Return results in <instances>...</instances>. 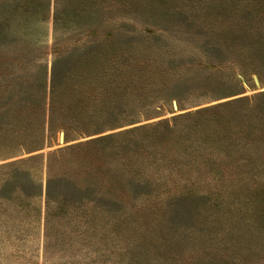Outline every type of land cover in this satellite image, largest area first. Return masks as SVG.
I'll return each mask as SVG.
<instances>
[{"label": "rangeland", "instance_id": "374dc122", "mask_svg": "<svg viewBox=\"0 0 264 264\" xmlns=\"http://www.w3.org/2000/svg\"><path fill=\"white\" fill-rule=\"evenodd\" d=\"M9 1L0 264H264V168L219 163L259 142L128 132L264 93V0H111L58 54L52 14L38 35Z\"/></svg>", "mask_w": 264, "mask_h": 264}, {"label": "trees", "instance_id": "16d2710c", "mask_svg": "<svg viewBox=\"0 0 264 264\" xmlns=\"http://www.w3.org/2000/svg\"><path fill=\"white\" fill-rule=\"evenodd\" d=\"M111 0H54L53 11L51 13V2L52 0H12L9 2H4L5 4H10L14 10L19 12L23 16V22H33L35 31L38 35L39 28L36 27V23L47 24L50 21L52 14V23H53V47L54 53L58 52H73L74 47L68 46L67 41L70 38H73L76 35L74 29L69 28L70 24H78L80 20H83L84 17H91L93 8H101L102 15L107 13L109 4ZM27 5V6H26ZM43 6H46V11L43 13ZM101 6V7H100ZM12 14H7V17L4 18L10 22ZM66 29L69 30V35L66 32ZM43 32V31H42ZM30 32H28V35ZM44 34L46 36L49 34L48 29L46 28ZM66 38V39H64ZM52 81H56V76H54V68ZM60 86V84H59ZM173 123L169 120H161L150 126H139L135 129L129 130L128 132L136 131L140 132H149L153 130L159 132L162 130L171 131L179 126V124L187 123L190 124L191 131L195 133H200L199 138L201 140L207 139L206 128H211L216 138H221L225 136L227 132L225 129H233L237 125L236 135L237 138L241 139L242 137L252 138V141L259 142V148H261V154L256 150L255 155L248 156H232L230 160H219V163L236 166L239 165V162L246 160L248 162L245 166H250L252 170L253 166V176L252 179H257L258 174L263 173L264 168V93L250 98H240L234 102H227L223 104H218L216 106L205 107L197 109L195 112L187 113L172 119ZM209 121L217 123L216 126H211ZM150 127V129H147ZM189 128V126L187 125ZM213 127V128H212ZM226 131V132H222ZM230 132H232L230 130ZM176 135L184 136L185 134H179L178 130ZM185 137V136H184ZM180 138V137H179ZM242 147L246 148L247 146L243 145ZM198 156V155H197ZM205 161L211 165L214 164V160L206 156ZM216 161V160H215ZM217 162V161H216ZM142 172V170H140ZM214 171V167L209 168V172ZM215 173V172H213ZM264 174V173H263ZM254 177V178H253ZM148 183V180L146 181Z\"/></svg>", "mask_w": 264, "mask_h": 264}, {"label": "water", "instance_id": "95a60500", "mask_svg": "<svg viewBox=\"0 0 264 264\" xmlns=\"http://www.w3.org/2000/svg\"><path fill=\"white\" fill-rule=\"evenodd\" d=\"M255 82H256V84H260V83H259V80L257 79V77H255ZM63 140H64V133L61 132V133H60V141H63Z\"/></svg>", "mask_w": 264, "mask_h": 264}, {"label": "bare ground", "instance_id": "6f19581e", "mask_svg": "<svg viewBox=\"0 0 264 264\" xmlns=\"http://www.w3.org/2000/svg\"><path fill=\"white\" fill-rule=\"evenodd\" d=\"M60 138V137H59Z\"/></svg>", "mask_w": 264, "mask_h": 264}]
</instances>
